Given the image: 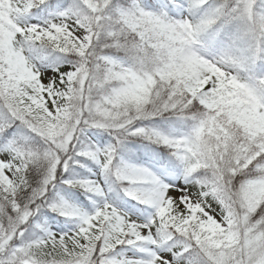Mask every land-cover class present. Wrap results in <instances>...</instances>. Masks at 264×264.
I'll list each match as a JSON object with an SVG mask.
<instances>
[{
	"label": "snow or ice",
	"instance_id": "6c2138e0",
	"mask_svg": "<svg viewBox=\"0 0 264 264\" xmlns=\"http://www.w3.org/2000/svg\"><path fill=\"white\" fill-rule=\"evenodd\" d=\"M0 264H264V0H0Z\"/></svg>",
	"mask_w": 264,
	"mask_h": 264
}]
</instances>
